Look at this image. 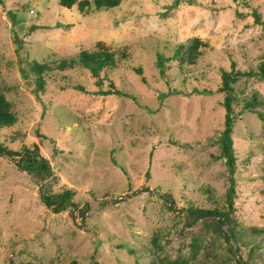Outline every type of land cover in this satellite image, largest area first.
Here are the masks:
<instances>
[{"label": "rangeland", "instance_id": "1", "mask_svg": "<svg viewBox=\"0 0 264 264\" xmlns=\"http://www.w3.org/2000/svg\"><path fill=\"white\" fill-rule=\"evenodd\" d=\"M193 36L206 43L194 65L165 60L160 73L157 55ZM97 41L126 55L119 71L136 100L96 94L107 83L95 85L82 68L53 67ZM24 59L50 64L43 91L20 73ZM261 60L264 0H120L85 14L58 0H0V92L16 116L0 129V142L12 151L36 148L50 172L40 181L15 166L17 157L0 156V264H150L177 254L188 264H234L237 256L264 264V121L242 109L254 93L264 116V75L233 83L239 253L231 241L232 261L220 238L193 257L189 231L198 221L183 227L187 205L224 204L227 171L215 158L220 70L233 61L256 71ZM76 84L85 92L70 87ZM66 188L74 190L69 205L39 200L40 192Z\"/></svg>", "mask_w": 264, "mask_h": 264}, {"label": "trees", "instance_id": "2", "mask_svg": "<svg viewBox=\"0 0 264 264\" xmlns=\"http://www.w3.org/2000/svg\"><path fill=\"white\" fill-rule=\"evenodd\" d=\"M120 0H58V4L66 9H76L80 14H85L86 9L92 5L95 9L102 8H112L118 5ZM255 21H259L256 12H252ZM206 46V43L196 36H193L185 42H179L174 46L170 55L163 56L162 54L157 55L156 65L159 67V72L162 73L163 62L166 61H177L179 67L182 65H194L198 56L201 54V49ZM121 57H116L112 50L107 49V47L101 42L97 41L95 46L91 50H80L75 56L69 58H62L53 64V67L60 71L66 69H71L74 67H79L86 70L90 77L93 78L95 85H101L102 82H106L108 88L105 90L95 91L96 94L100 95H125L132 97L136 100L134 96V91L136 89H131V84L126 82L121 76L119 71L118 63H120L126 55L120 52ZM24 66L19 68L20 73L29 83H33L35 91H43L45 87V82L43 74L46 70L50 69L49 63H40L37 60H23ZM235 63L230 61L227 70H220V84L216 88L217 92L222 93L221 106L224 109L223 117V127L217 136L218 154L215 158L223 159L226 171H227V182L228 185L224 192V204L220 207H198L195 205H187L185 207V214L187 220L183 223V227L194 225L195 228L189 231V245L188 250L191 256H196L200 248L206 245H212L216 240L222 239V242L226 245L225 250L228 255L233 257V250L231 248L230 242L232 241L234 245V250L236 255L239 253V242L240 234L237 229V223L233 216L234 206V172L236 169L235 155L233 150V140L231 137V125L233 122V105L237 101L236 93L234 92L233 83L239 78L256 77L262 79L264 75V60H261L256 65V71L236 68ZM134 71L136 74H141V68L135 67ZM116 78L119 81V85L115 84ZM141 81L144 82L143 76L140 77ZM125 81V82H124ZM117 83V82H116ZM121 86V87H120ZM126 86H130L126 89ZM72 89H76L85 92L80 85H71ZM133 92V93H132ZM210 92V91H205ZM138 93V92H137ZM262 102L256 98V96L251 94L248 100H244L242 104L243 110H248L256 113L259 120L264 121V116L258 109H255ZM240 111V110H239ZM16 116L11 108L10 101L0 92V129L8 128L15 123ZM0 156L17 157L15 166L24 170L28 174L34 176L40 181L45 180L49 175L45 159L42 158L37 153V149L30 150L27 148H22L19 151H12L8 149L2 142H0ZM71 188H66L55 194H50L46 192L39 193V200L46 207L52 205L63 206L72 203L70 197L73 195ZM167 202L168 200L165 199ZM171 200V197H170ZM74 206L73 204H71ZM209 235H214L209 238ZM216 239V240H213ZM154 246L158 247L157 243ZM259 246L258 244H253L249 247L248 251ZM238 260L234 261V264H249L247 259L243 260L240 256H237ZM189 259L181 254H177L173 257L162 256L156 257V261H151L150 264H188ZM234 260L233 258L231 259ZM18 264H34L28 261H21ZM45 264H53L52 261H48ZM69 264H78L75 260H70Z\"/></svg>", "mask_w": 264, "mask_h": 264}, {"label": "water", "instance_id": "3", "mask_svg": "<svg viewBox=\"0 0 264 264\" xmlns=\"http://www.w3.org/2000/svg\"><path fill=\"white\" fill-rule=\"evenodd\" d=\"M141 190H145V191H151V189H149L147 186L146 187H144V189H141ZM126 197H128V196H126ZM121 199H123V198H118V200H116V201H120ZM113 201V200H112ZM85 209V208H84ZM84 211V210H83ZM83 211H82V216H83ZM71 218H72V220H73V217L71 216ZM82 221V220H81Z\"/></svg>", "mask_w": 264, "mask_h": 264}]
</instances>
